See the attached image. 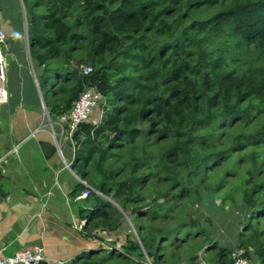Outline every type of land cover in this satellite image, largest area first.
<instances>
[{
    "label": "trees",
    "instance_id": "1",
    "mask_svg": "<svg viewBox=\"0 0 264 264\" xmlns=\"http://www.w3.org/2000/svg\"><path fill=\"white\" fill-rule=\"evenodd\" d=\"M22 1L49 114L91 86L104 96L101 118L74 133L87 184L70 193L98 245L67 264H182L185 250L233 264L239 249L264 264V0ZM207 201L240 215L233 243L194 214ZM129 220L124 240L100 234Z\"/></svg>",
    "mask_w": 264,
    "mask_h": 264
},
{
    "label": "crops",
    "instance_id": "2",
    "mask_svg": "<svg viewBox=\"0 0 264 264\" xmlns=\"http://www.w3.org/2000/svg\"><path fill=\"white\" fill-rule=\"evenodd\" d=\"M15 1L18 13L16 19H12L3 11L0 1V25L7 30L9 35L2 48L7 62V99L0 103V122L4 120L2 123H8V125H13L26 114H35L34 111H29L26 104L35 106V110L39 105L44 107L29 48L25 6L22 0ZM18 36H21L22 43L17 47ZM16 95L17 98H15ZM42 131H46V134H42L41 130H2L0 127V136L6 133L11 136L10 144L7 146L8 153H18V146L21 150L27 145L37 153L33 158L30 156L29 161L25 159L30 167L28 170L32 173L28 178L30 184L27 186L24 185L20 174L11 175L12 170L10 175H4L8 160L0 156V186L3 187L5 180L10 181L9 188L5 189L8 195L0 197V255L15 254L35 246H43L51 262L61 261L67 264L78 254L98 245V240L85 238L80 228L84 220L78 218L73 209L70 193L74 188L71 189V186L73 181H82V178L72 167H66L65 160L70 161L73 157V147L70 141L61 134V130H58L59 132L54 130L57 136L70 143L72 157L70 154L68 156L71 158L67 159L61 150L62 160L57 156V150L49 157H45L39 142L41 140L52 142V140L50 132ZM55 139V143L58 144L57 137ZM38 154L42 161L48 164V175L44 174L43 168L38 164ZM66 171L71 173L74 180L70 182L67 176H63L61 180L53 181L56 175H61ZM57 189L62 191L65 200ZM111 236L107 237L112 238ZM204 262L207 264L205 260H202L201 264Z\"/></svg>",
    "mask_w": 264,
    "mask_h": 264
},
{
    "label": "rangeland",
    "instance_id": "3",
    "mask_svg": "<svg viewBox=\"0 0 264 264\" xmlns=\"http://www.w3.org/2000/svg\"><path fill=\"white\" fill-rule=\"evenodd\" d=\"M1 1V7L3 8V11L9 15L10 17H12V19H16L17 18V3L15 0H0ZM17 42V47L21 45L22 43V39L21 36H18L16 39ZM5 45L2 46V48ZM75 63V62H74ZM14 65V64H13ZM15 69L18 71V68L14 65ZM13 69V67L11 68V70ZM15 98H17V95L15 96ZM43 99V98H42ZM26 106L28 107L29 111H34L35 114L29 115L26 114L22 119H18L17 122H14L13 125H8V123H2L0 122V127L2 128V130H41L42 134H46V131H42V130H47L48 132H50V136H51V140L54 143V145L56 146L57 149V156H59L60 160L62 156L60 153V150L62 152H64V155L67 159H70L72 157V151H71V147H70V143L65 140L64 138L61 139L60 136H57V134L54 132V130H56L57 132H59L58 130H60V125L58 124V117L56 116H51L47 110V107H44L43 105H39L37 107V109L35 110V106H32L31 104H26ZM101 116V108L99 106V104L95 105L93 107L90 119L91 120H98ZM27 123V124H24ZM10 124V123H9ZM30 125V126H29ZM28 127V128H26ZM26 128V129H25ZM6 132V131H4ZM9 133V132H8ZM58 139V144H56V138ZM13 138V136H12ZM11 136H9V134H3L2 136H0V156H3L4 159L6 158V160H8L6 167H5V172L4 175H10V171L12 170L13 173H11V175H17L20 174L21 177H23V182L24 185L27 186L29 183L28 178L32 175L31 172H29V166L26 164V158L27 161L30 160V156L33 158L35 157V154H37L35 151L31 150L29 148V145L23 147L20 150V147L18 146V153H8V149L7 146L10 144V140ZM15 141V140H14ZM25 143V142H24ZM23 143V144H24ZM22 144V143H21ZM14 150V149H13ZM69 150V153H68ZM17 151V150H14ZM60 153V154H59ZM71 154V157H69L68 155ZM38 164L40 167L43 168V172L44 174L48 175V167L46 163H44L41 159V157L38 154ZM52 168V167H51ZM8 170V172H7ZM18 176V175H17ZM63 176H67L68 179L70 180H74L73 177H71V173L66 171L65 173L61 174V175H56L55 179L53 181L57 182L59 180H61V178ZM48 178V177H47ZM73 178V179H72ZM10 181L5 180L3 182V188L4 189H8L10 186ZM76 181H73V185L71 186V189H73L76 185ZM58 192H61L59 189H57ZM63 199L65 200V197L62 194ZM72 201V205L73 208L77 211L80 208H85L87 207V203L85 201H80L77 203H73ZM215 205L219 204V200L216 199L214 202ZM194 210L196 211V213H194L197 218H199L201 220V223L207 228V229H211L213 232V237L219 240H223V241H227L228 243H233L234 239L236 240L238 233L237 231H239L240 228V223H239V214L236 212H231L228 210V207L225 208H217L214 207V205L211 204L210 201H207L206 203L202 204V203H198L195 204L194 206ZM76 213V215H77ZM78 218L79 215H77ZM84 224V223H83ZM125 225H123V227L121 228V232L117 233H110V232H101V235H104L105 237L112 235L111 237L114 238L117 236H125V233L127 232V224H130V220L127 223H124ZM82 227V225L80 226V228ZM235 230V231H234ZM124 240V238H123ZM170 252V250H169ZM178 252V256L177 259L179 258H184V262L182 264H187V263H192L191 261H189L188 259V254L186 253L187 250L185 251H177ZM200 262V261H199ZM152 264V263H151ZM205 264V262H204Z\"/></svg>",
    "mask_w": 264,
    "mask_h": 264
},
{
    "label": "built area",
    "instance_id": "4",
    "mask_svg": "<svg viewBox=\"0 0 264 264\" xmlns=\"http://www.w3.org/2000/svg\"><path fill=\"white\" fill-rule=\"evenodd\" d=\"M8 38L9 35L7 30L0 25V103L7 99V62L2 46L6 44ZM80 68L85 75L93 70L90 65H81ZM102 98H104V96L96 86L88 87L81 93L79 99L74 102L72 108L68 112L58 116V124L62 131L61 134L66 136L73 147V157L70 161L65 160L66 167L71 168L75 160L77 146L74 140V133L83 122L90 119L93 107L99 104ZM81 180L84 184H87L83 179ZM87 187L88 188L81 192L78 198L86 199L91 195L92 188L89 185ZM0 264H63V262H51L45 254V248L43 246H35L34 248L25 249L15 254L0 255ZM233 264H252V260L244 254L242 249H239L236 250L233 255Z\"/></svg>",
    "mask_w": 264,
    "mask_h": 264
},
{
    "label": "water",
    "instance_id": "5",
    "mask_svg": "<svg viewBox=\"0 0 264 264\" xmlns=\"http://www.w3.org/2000/svg\"><path fill=\"white\" fill-rule=\"evenodd\" d=\"M37 78V77H36ZM37 80H38V78H37ZM43 103L45 104V101H44V99H43ZM45 107H46V104H45Z\"/></svg>",
    "mask_w": 264,
    "mask_h": 264
},
{
    "label": "clouds",
    "instance_id": "6",
    "mask_svg": "<svg viewBox=\"0 0 264 264\" xmlns=\"http://www.w3.org/2000/svg\"><path fill=\"white\" fill-rule=\"evenodd\" d=\"M38 84H39V81H38ZM84 223H85V221H84ZM64 264V263H63Z\"/></svg>",
    "mask_w": 264,
    "mask_h": 264
}]
</instances>
